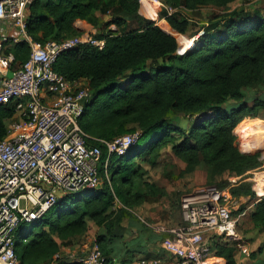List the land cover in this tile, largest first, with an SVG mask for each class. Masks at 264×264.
Here are the masks:
<instances>
[{"label": "trees", "instance_id": "16d2710c", "mask_svg": "<svg viewBox=\"0 0 264 264\" xmlns=\"http://www.w3.org/2000/svg\"><path fill=\"white\" fill-rule=\"evenodd\" d=\"M161 1L173 10L169 13L164 8L161 18L173 31L189 37L182 39V47L172 34L138 14V0L29 3L26 30L36 42L78 35L76 20L97 28L100 32L95 37L104 40L102 49L79 45L64 51L53 65L69 81H87L89 98L79 125L90 136L88 143L101 148L102 184L62 195L31 225L26 241L15 245L19 264H80L62 259L59 251L83 235L89 221L102 229L95 242L105 264H114L108 249L112 232L146 200L133 189V179L144 172L136 160L146 159L153 165L165 148L185 164L187 174L204 165L211 181L239 177L233 184L223 180L218 188L229 187L234 197L256 202L247 216L253 228L264 231V198L253 182L245 181L248 172L262 165L263 153L241 152L234 133L243 119L258 117L257 111L264 110V95L257 97L264 88V8L228 10L235 0ZM208 5L227 12L189 31L186 11ZM9 51L16 65L24 63L30 52L26 43L15 44ZM13 114L12 105H0V140ZM135 132L139 136L127 152L111 154L104 169L108 153L95 139L113 141ZM116 199L122 207L115 208ZM216 249L227 264H236L231 245L218 244Z\"/></svg>", "mask_w": 264, "mask_h": 264}, {"label": "built area", "instance_id": "2783aa9c", "mask_svg": "<svg viewBox=\"0 0 264 264\" xmlns=\"http://www.w3.org/2000/svg\"><path fill=\"white\" fill-rule=\"evenodd\" d=\"M31 1L0 0V25L17 32L0 34V105L10 104L14 109L6 123V135L0 140V264H19L14 247L26 241L27 234L22 229L41 219L56 204L60 198L57 192L65 195L101 184V148L88 143L90 136L79 125L89 98L88 88L67 80L53 65L64 51L79 45L102 49L104 40L97 39L94 32L83 31L63 41H34L26 30ZM138 2L142 8V0ZM144 2L154 7L161 4L159 0ZM163 7L169 13L173 11L164 4ZM19 43H26L30 52L24 63L16 65L9 48ZM138 136L135 132L113 141L95 139L105 145L108 153L104 169L111 154L124 155ZM106 179L110 183L107 176ZM237 179L232 177L229 182L233 184ZM253 183L264 198V175L260 178L255 174ZM237 203L229 187L219 189L207 184L184 192L179 200L180 225L155 228L167 233L161 245L175 257L174 264H212L208 262L211 246L206 234L239 241L234 215ZM121 206L116 199L115 208ZM237 246L242 253H248L241 242ZM77 262L105 264V257L93 242ZM137 263L159 261L141 257Z\"/></svg>", "mask_w": 264, "mask_h": 264}, {"label": "rangeland", "instance_id": "374dc122", "mask_svg": "<svg viewBox=\"0 0 264 264\" xmlns=\"http://www.w3.org/2000/svg\"><path fill=\"white\" fill-rule=\"evenodd\" d=\"M159 1L161 4L155 7L146 3L145 9L140 7L138 14L143 18L154 21L164 31L172 34L177 39L178 44L182 47V39H187L189 37L187 34H179L173 31L168 26L166 21L161 18V11L164 7L162 1ZM263 8L264 0H235L228 4V10L244 9L253 11ZM225 12H227V10H222L212 5L201 7L199 10L194 12L186 11V17L189 19L191 24V29L189 31L196 30V28H198L201 24L207 23L209 19H215L217 16H220ZM107 20H109L108 17ZM133 25L136 26L135 23H132V26ZM261 95H264V88L259 91L257 97H261ZM257 114L258 117H247L243 119L234 129L241 152L253 153L260 151L263 153V156L261 157L262 165L256 170L247 173L245 181L251 183L253 182L255 174H257L258 177L264 175V143L261 144V146L259 145L253 148L250 143H247V136L239 133L237 128L243 122L244 127H256L258 125L255 122L256 119L262 121V126H264V110L259 109ZM255 137L259 138L257 139L258 141L264 140V134L250 135L248 139H254ZM145 160L146 159L136 160V163L143 168L144 172L141 177L133 179V189L134 192L144 194L146 200H144V202L137 207L133 208V210L147 222L162 221L164 223L166 221L165 224H170V221H172L178 223L179 200L180 196L184 192H188L192 188L200 185L211 184L219 187L220 182L223 180L230 181L233 177L223 176L222 178H217L215 181H211L208 171L204 165H199L194 172L187 174L184 172L185 164L176 158L169 148H165L163 150L162 155L158 158L155 164L151 165ZM258 173H262V175H259ZM255 187L258 188L256 185ZM30 228L31 224L26 225V227L22 229V233H28ZM236 229L241 236L243 235L244 239L245 237L250 238L254 232L252 231L253 228L250 229L249 224L245 221H240L236 225ZM254 229L257 230L256 228ZM261 232L264 233L263 231Z\"/></svg>", "mask_w": 264, "mask_h": 264}, {"label": "crops", "instance_id": "0c3cea01", "mask_svg": "<svg viewBox=\"0 0 264 264\" xmlns=\"http://www.w3.org/2000/svg\"><path fill=\"white\" fill-rule=\"evenodd\" d=\"M104 20H107V17H104ZM74 27L78 32H100L97 28H94L84 20H76L74 22ZM109 28L114 29V26L110 25ZM16 33V30L12 31L6 26L0 25V34L16 35ZM78 82L83 85L87 84V81L84 79H80ZM236 198L238 203L234 210V215L237 217V224L240 221H245L249 224V228L252 229L253 225L247 215L254 209L256 202H250V199L245 196ZM130 212L133 217L126 218L119 227H116L115 231L112 232V237L109 239V255L114 264H138L137 260L141 257L157 259L159 264H174L175 257L166 252L161 245L162 238L166 236L167 233L160 232L155 228L163 227L165 229H170L179 226L181 223L180 207L178 213L179 222L175 223L170 221V224H165L166 221L164 223L162 221L147 222L134 210H130ZM88 224V230L83 235L77 236L72 245L62 246L60 248L59 253L62 259L65 258L69 262H77V260L89 250L93 242H95L97 234L100 233L102 229L91 221H89ZM253 229V235L250 236V238L245 237V239L243 235L241 236L237 232L240 238L239 241L227 237L224 238L217 234H206L205 237L211 246V254L208 262L212 264H227L223 257L216 254V246L218 244H228L234 248L233 257L236 264H264V233ZM219 237L221 238L218 239ZM237 242H241L247 247V254L241 252L237 246ZM52 264L55 263L53 262Z\"/></svg>", "mask_w": 264, "mask_h": 264}, {"label": "bare ground", "instance_id": "6f19581e", "mask_svg": "<svg viewBox=\"0 0 264 264\" xmlns=\"http://www.w3.org/2000/svg\"><path fill=\"white\" fill-rule=\"evenodd\" d=\"M246 122V121H245ZM255 122L258 124L256 127H249L246 126L244 127V122L242 124H240L237 128V131L241 134H244L245 136H247L246 140L247 143H250L252 145V147H257V146H261V144L264 143V140H257L259 139L258 137L254 138V139H248L250 135H255V134H264V126H262V121H260L259 119H256ZM261 139V137H260ZM251 148V147H250Z\"/></svg>", "mask_w": 264, "mask_h": 264}, {"label": "water", "instance_id": "95a60500", "mask_svg": "<svg viewBox=\"0 0 264 264\" xmlns=\"http://www.w3.org/2000/svg\"><path fill=\"white\" fill-rule=\"evenodd\" d=\"M57 195H58L59 197H62L61 192H57Z\"/></svg>", "mask_w": 264, "mask_h": 264}]
</instances>
